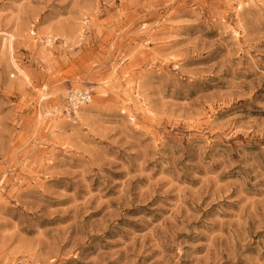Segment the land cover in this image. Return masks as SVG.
Instances as JSON below:
<instances>
[{
    "label": "rangeland",
    "instance_id": "374dc122",
    "mask_svg": "<svg viewBox=\"0 0 264 264\" xmlns=\"http://www.w3.org/2000/svg\"><path fill=\"white\" fill-rule=\"evenodd\" d=\"M0 264H264V0H0Z\"/></svg>",
    "mask_w": 264,
    "mask_h": 264
},
{
    "label": "built area",
    "instance_id": "2783aa9c",
    "mask_svg": "<svg viewBox=\"0 0 264 264\" xmlns=\"http://www.w3.org/2000/svg\"><path fill=\"white\" fill-rule=\"evenodd\" d=\"M73 106L78 107L80 104H86L91 100V95L88 92H77L71 97Z\"/></svg>",
    "mask_w": 264,
    "mask_h": 264
}]
</instances>
